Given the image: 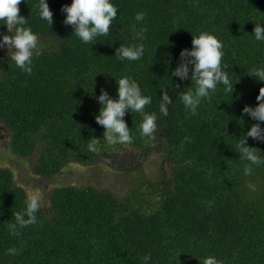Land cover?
Masks as SVG:
<instances>
[{
	"label": "trees",
	"instance_id": "obj_1",
	"mask_svg": "<svg viewBox=\"0 0 264 264\" xmlns=\"http://www.w3.org/2000/svg\"><path fill=\"white\" fill-rule=\"evenodd\" d=\"M48 2L51 27L39 19L37 0L19 5L42 49L34 54L32 73L0 57V127L11 135L13 153L25 159L39 149L33 170L47 178L71 165L110 161L112 153L97 143L104 129L95 120L101 107L95 96L105 89L115 98L114 78L131 76L152 97L145 111L157 114L155 140L141 138L142 116L129 112L124 119L133 142L113 148L142 151L141 162L161 157L163 182L125 197L95 186L56 188L36 223L11 234L8 225L28 193L12 171L0 168V264H201L208 255L219 264H264V164L244 176L248 162L235 151L253 124L264 128L242 115L245 105L259 103L264 87L248 74L264 63V43L253 36L255 23L264 22V0H113L118 11L109 35L89 44L62 23L61 7L72 0ZM140 11L145 18L138 23ZM134 25L147 28L142 41L133 40ZM0 32L11 35L2 25ZM201 32L222 42V64L229 65L234 88L231 95L218 85L211 101L188 115L175 95L194 85L169 74L181 50L192 47V34ZM137 42L145 47L140 60H116V48ZM161 87L174 102L167 116L158 111ZM247 146L264 155V142L249 137ZM121 166L131 169L135 162L126 158Z\"/></svg>",
	"mask_w": 264,
	"mask_h": 264
},
{
	"label": "clouds",
	"instance_id": "obj_2",
	"mask_svg": "<svg viewBox=\"0 0 264 264\" xmlns=\"http://www.w3.org/2000/svg\"><path fill=\"white\" fill-rule=\"evenodd\" d=\"M21 0H0V25L5 26L11 35L0 32V49H7L8 56L14 66L20 71L31 74L33 70V57L38 50V36L28 25V19L20 15L19 5ZM35 8L38 17L51 27L54 23V14L49 7L48 0H37ZM118 6L113 0H72L71 4L61 7V12L66 14L62 23L72 27V33L79 38L83 44H89L99 37L108 36L110 25L117 18ZM143 11L135 14V21H144ZM264 22L255 23L253 36L256 41L264 43ZM146 27L136 28L133 26V40L142 41ZM192 47L182 49L179 54L180 62L169 74L179 78L180 81L190 80L191 85L187 91L185 89L176 93V99L183 105L188 115H195L202 101H211L212 94L217 91V87L222 86L225 93H233L234 85L229 77V65L222 64L223 44L213 34L201 32L199 35L192 34ZM145 52L142 42L134 44H121L115 49L117 61H137ZM10 67V65H9ZM248 74L255 77L258 82H264V63L254 64L248 69ZM114 78V77H113ZM117 85L116 97L101 89L95 99L100 104L99 113L95 116L96 123L104 129L103 141L107 145L127 146L133 142L130 129L124 119L129 112L138 113L142 116V121L138 126L141 138L155 140L157 129L156 112L148 113L145 106L152 103V97L146 95L139 83L131 76L114 78ZM173 81V80H172ZM174 83V82H173ZM175 88H179V83H174ZM162 95L159 97V114L167 116L169 106L173 105L172 95L169 90L161 87ZM259 102L255 107L245 105L242 115H247L252 120L264 122V87L259 90L256 97ZM264 142V128L260 123L253 124L244 134V138L235 145V151L239 158L248 163L243 169V175L252 173L253 166L264 164V155L254 151V147L247 146L248 138ZM88 150L96 152L94 143H88ZM22 212L14 213V223L9 224L11 234H19V230L34 224L37 221V213L41 207L39 194H29L24 201ZM8 253L18 254L17 249L9 248ZM201 264H219L214 255H208L199 259Z\"/></svg>",
	"mask_w": 264,
	"mask_h": 264
},
{
	"label": "rangeland",
	"instance_id": "obj_3",
	"mask_svg": "<svg viewBox=\"0 0 264 264\" xmlns=\"http://www.w3.org/2000/svg\"><path fill=\"white\" fill-rule=\"evenodd\" d=\"M37 52H42L39 40ZM0 57H9L6 48L0 49ZM10 136L4 127H0V168L12 171L15 183L24 187L28 195L39 194L41 205L45 209L48 208L49 193L60 187L95 186L98 189L110 190L125 197L127 193L135 189L145 190L146 193H149L153 184L163 182L161 172L162 169L165 170V166H162L161 157L153 154L141 162L138 155L142 151L130 149L117 153L113 145H107L103 141V137L97 143L106 146V149L112 153L110 161L91 166L71 165L70 168L54 178L41 177L36 175L33 170L38 161L40 150L37 149L30 158H19L11 149ZM126 158L134 160V168L121 166Z\"/></svg>",
	"mask_w": 264,
	"mask_h": 264
}]
</instances>
